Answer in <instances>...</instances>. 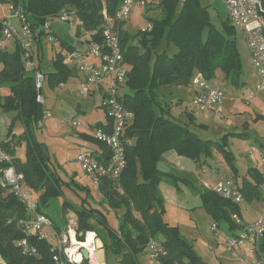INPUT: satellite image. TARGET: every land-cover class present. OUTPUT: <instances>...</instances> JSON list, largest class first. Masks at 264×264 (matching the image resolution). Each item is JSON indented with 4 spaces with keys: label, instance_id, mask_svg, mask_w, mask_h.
<instances>
[{
    "label": "trees",
    "instance_id": "obj_1",
    "mask_svg": "<svg viewBox=\"0 0 264 264\" xmlns=\"http://www.w3.org/2000/svg\"><path fill=\"white\" fill-rule=\"evenodd\" d=\"M21 1L31 15L33 25H42L71 10L75 11L81 23L76 28L77 35L85 31L90 34L87 42H101L104 11L109 17H115L124 0ZM261 1L264 6V0ZM160 6L163 15L151 22L150 31H142L132 37L122 31L124 23L116 24L125 63L131 68L127 71V85L133 94H124L122 102L135 114L129 136L134 137L136 143L127 152V167L120 178V188H116L110 180H103L100 192L107 205L112 208L125 207L126 212L120 227L115 230L100 209L94 208L90 203L82 205L75 209L76 239L78 242H85L88 232H97V236H100L103 231L109 240L105 243V248L116 256V264H139V256L150 240L160 235L163 237L161 245L165 254L159 257V264H206L178 231L164 222L165 210L156 189L162 176L157 162L164 153L172 149L182 157L199 160L210 155L211 144L224 154L232 168L235 166L234 159L225 149L227 142L222 146L203 141L187 126L173 123L163 108L158 107L156 97L161 86H191L196 73H201L211 82L216 79L217 72L221 71L228 83L238 87L241 85L243 62L237 48L236 29L229 19L222 28H217L211 21L208 8L203 7L199 0H186L183 4L180 0H162ZM138 37L142 53L131 43ZM60 45L68 51L74 47L61 39ZM170 45L175 46L176 51L168 54ZM2 59L4 70L0 85H8L12 91V95L2 105V110L7 113L17 111L25 127L28 140L25 163L16 158L17 141L14 135L9 133L10 140L3 143V146L15 158V165L24 173L28 186L33 191H42L39 200L46 204L61 196L66 183L50 168L42 150L43 144L34 139L35 135L32 134V127L44 120V107L37 102L39 91L35 77L24 72L18 49L13 52L5 51ZM46 76L52 86L59 87L75 76V72L64 65L63 54L58 52L54 58V69ZM103 126L104 124L98 123L92 129ZM12 127L10 125V131ZM233 137L242 139L244 135L234 134ZM96 144L99 145L97 142ZM233 171V176L237 179L239 173L236 169ZM249 175V178L243 177L240 183L244 201L261 202L263 197L259 187L264 183L261 171L250 169ZM201 197L218 227L224 225L229 233L240 229L233 220V215L242 218L239 205L222 198L214 190L201 193ZM39 212L45 213L41 206ZM135 213L140 215V219ZM27 217L24 205L8 189L0 186V264H56L53 245L48 241L32 236L28 238L36 249L35 255H24L16 247L17 241L25 238L19 222ZM258 254L264 259V236ZM78 256L81 258L79 254ZM79 264L90 262L83 259Z\"/></svg>",
    "mask_w": 264,
    "mask_h": 264
},
{
    "label": "rangeland",
    "instance_id": "obj_2",
    "mask_svg": "<svg viewBox=\"0 0 264 264\" xmlns=\"http://www.w3.org/2000/svg\"><path fill=\"white\" fill-rule=\"evenodd\" d=\"M199 1L203 7L208 8L213 25L219 29L222 28L228 19L225 4L220 0ZM146 2V7L139 8L137 4L134 5L129 20L125 22V31L132 37L139 35L144 28L152 24L153 20H158L163 15L160 6L162 0H146ZM5 10L7 11V8ZM49 23L59 37L66 39L72 45L75 43V47L78 46L74 29L70 28L68 23L59 18H55ZM75 23L77 28L81 26L78 18H76ZM84 36L88 35L85 31H81L78 37ZM139 39L138 37L131 43L138 47L139 53H142L143 49L138 45ZM236 40L238 51L241 58H243V71L245 62L248 68L251 67V75H246V82H241L238 87L230 85L222 72L217 76L216 80L222 83V90L225 94L222 116L210 112L195 111L190 107L189 103L194 90L192 86H161L158 89V97H156L158 107L163 108L173 123L182 126L186 124L184 126H187L203 141H210L213 144H221L222 146H225L227 142L225 149L234 159L235 166L232 168L224 154L216 147H212L211 144L209 148V151L211 150L210 155L201 157L199 160L182 157L172 149L164 153L161 160L157 162V168L162 176L156 189L165 210L164 222L175 228L195 254L206 264H248L252 260V255L249 253L247 246L241 248L235 257L227 251L224 239L230 235L229 231L224 225L217 226L201 197V193L212 191L220 182L234 177L233 169H236L239 173L237 178L240 181L239 183H242L243 176L250 177V175L248 176L250 169L260 170V166L249 156L248 150L251 144L257 145L255 143H259L261 140L264 141V118H258L257 116L258 112L264 114V94H257V97H254L250 103L246 102L245 99L249 96V92L255 89V83L257 80L259 81V77L254 65H249L246 62L248 61L246 58L249 48L243 31L236 30ZM56 45L59 49L60 44ZM160 49L163 50L162 47ZM174 51H176L175 46L170 45L168 54ZM241 51H243V56ZM56 54L57 50L54 47L52 48L46 40L44 59L41 66L43 74H48L54 69ZM127 67L129 70L131 69L128 64ZM26 74L32 76V72H26ZM80 78V75L75 74V76L64 81L65 86L61 88L52 86L47 80L41 93L45 99L44 109L50 113V117H46L43 122L34 127L31 126L33 128L32 134L35 135L34 139L40 141L43 148H46L48 154L46 160L50 168L66 183L61 196L49 200L48 204H42V201L39 200L42 191H34L38 206H41L45 213L52 218V229L56 231L55 224L61 226L60 237L67 234L69 226H71V231L75 232L76 230L74 225L71 224L73 222L70 223L72 218L63 215L64 207L67 208L66 212L72 211L75 213L74 210L84 204L90 203L98 206L104 213L109 225L115 230L120 227L126 212L125 207L112 208L107 205L102 193L99 190L91 189L89 181L84 180L81 166L77 162L78 155L87 150L86 148L91 150V148L98 147L99 149L93 139L91 127L96 126L98 123H105L108 120L106 112L100 107L102 96L99 92L87 97L83 96L81 94ZM1 91L0 141L5 143L8 140L9 133L14 135L17 141L15 150L21 156V162L25 163L28 149L25 127L17 111L7 113L2 110L6 98L12 95L11 88L8 85L1 86ZM126 93L133 94L127 83L120 91L121 95ZM14 119L15 124L10 131L7 121H14ZM70 120L80 123V127L77 130L71 127ZM191 121L195 124H192ZM244 129L248 131L249 136L245 137L244 135L242 139L233 137L234 134L244 132ZM182 180H186V182ZM112 184L116 188H120V180L114 181ZM259 190L264 199V183L261 184ZM262 202H242L239 207L244 219L247 221L256 219L263 209ZM135 216L140 219L138 213H135ZM215 225L217 231L214 230ZM100 234L104 237H102L103 244L109 242L103 231ZM97 239L99 238L95 239L97 251L91 256V258L95 256V260L91 259L92 261H90V258L88 260L100 264L104 253L103 248L99 247ZM154 239L159 243L163 241V237L160 235ZM105 252L108 264H116V256L111 251L107 252L106 248ZM99 255L101 259H99ZM150 255V249L145 248L139 256V264H154Z\"/></svg>",
    "mask_w": 264,
    "mask_h": 264
},
{
    "label": "built area",
    "instance_id": "obj_3",
    "mask_svg": "<svg viewBox=\"0 0 264 264\" xmlns=\"http://www.w3.org/2000/svg\"><path fill=\"white\" fill-rule=\"evenodd\" d=\"M185 1L180 0V3L183 4ZM220 1L227 8L230 24L236 30L243 31L259 77L255 89L245 99L249 103L257 94H264V6L261 0ZM136 4L139 7L147 6L146 0H124L115 17L111 18L104 12L105 24L101 42L86 40L81 47H73L71 51L65 49L59 51L63 54L64 65L83 78L81 94L87 97L99 92L102 96L100 107L108 116L103 127L92 129L93 139L101 145L102 149L98 153L83 152L77 157L83 178L89 181L93 189L99 191L103 180L112 182L120 180L127 167V152L136 143V139L129 136L135 114L125 107L122 102L123 95L120 94L124 84L127 83L128 67L121 47L119 30L116 27V24L129 20L130 13ZM58 18L68 23L70 28H77L75 11H65ZM50 20L35 26L21 0H0V77L4 70L2 54L5 51L13 52L18 49L24 70L34 73L39 91L37 102L43 107L45 99L41 90L47 81V76L38 70L37 46L43 38H46L50 44H57ZM151 29L152 25L149 24L142 31ZM191 86L194 88V94L189 103L190 107L195 111L222 116L225 94L220 83L212 84L201 73H196L192 78ZM1 93L0 85V99ZM46 117H50V113L44 109V120ZM70 126L77 130L80 123L70 120ZM248 154L260 166L264 179V145H252ZM14 159L0 141V185L8 189L24 205L28 216L19 222L25 238L17 241L16 247L24 255H35L36 249L28 240L32 236L53 245V259L56 264L81 263L84 259L82 249H86L82 246L84 242H73L72 239H76V233L71 231V226L67 234L62 237L58 231L52 229V220L45 213L39 212L35 193L28 186L24 173L16 167ZM214 191L234 204L240 205L244 202L241 184L234 178L220 182ZM233 220L240 229L225 237L227 251L235 257L241 248L247 246L252 255L249 264H264L263 257L258 254L260 242L264 236V208L258 218L252 222H245L237 215H233ZM214 230L217 231L216 225ZM89 233H94L92 239L95 244V239L98 237L95 232H88L85 241L88 240ZM71 248L75 249L74 252ZM147 248L151 251L150 258L153 263L159 264V257L165 254L161 242L151 239ZM87 251L91 261L92 251ZM77 254L81 256L79 262L76 261Z\"/></svg>",
    "mask_w": 264,
    "mask_h": 264
},
{
    "label": "crops",
    "instance_id": "obj_4",
    "mask_svg": "<svg viewBox=\"0 0 264 264\" xmlns=\"http://www.w3.org/2000/svg\"><path fill=\"white\" fill-rule=\"evenodd\" d=\"M139 7V6H138ZM140 8V7H139ZM53 19H51L50 21H52ZM51 25V24H50ZM125 28H126V26H125V23L122 25V31L124 32V34H128L126 31H125ZM51 29H52V32H53V34H54V36L56 37V39H57V44H60V39L61 40H64V41H66L69 45H72L70 42H68L66 39H62L61 37H59L58 36V34H57V32L52 28V26H51ZM74 29V33H75V37H76V40H77V42H78V46L77 47H81L84 43L83 42H85L86 40H88L89 39V33H87V35L88 36H84V37H78V35H77V31H76V29L75 28H73ZM129 35V34H128ZM130 36V35H129ZM46 43V38H43L41 41H40V43L38 44V46H37V55H38V58H37V64H38V68H39V70L40 71H42V69H41V66H42V60L44 59V44ZM74 45H75V43H74ZM74 45H72V46H74ZM51 46H52V48L54 47V49H56L57 50V53L59 52V51H61V50H64L62 47H61V45H59V49L57 48V45L55 44V45H53V44H51ZM75 47V46H74ZM241 55L243 56V51H241ZM243 59V58H242ZM246 60H248V61H246V62H248V64L249 65H253V62H252V56H251V52H250V50H248V54H247V58H246ZM249 71V72H248ZM251 67L250 68H248V66H246V63L244 62V71H243V75H242V77H241V82L242 83H245L246 82V75L247 76H250L251 75ZM76 74V73H75ZM220 74H222L221 73V71H218L217 72V74H216V79H217V76L218 75H220ZM224 75V74H223ZM32 76H34V74L32 73ZM78 76V75H77ZM225 77V76H224ZM81 80H80V86H81V84L83 83V78L81 77L80 78ZM216 79H214V80H212L211 81V83L213 84L214 82L215 83H219V82H217V80ZM258 80H257V82L255 83L256 85L258 84ZM214 83V84H215ZM221 84V87H222V83H220ZM230 84V83H229ZM231 85V84H230ZM256 85H255V87H256ZM65 85L64 84H62V85H60L59 86V88H61V87H64ZM254 89V88H253ZM250 93V92H249ZM193 94H194V90L192 91V97H193ZM259 95V94H258ZM255 97H257V96H255ZM192 99V98H191ZM250 103V102H249ZM4 112V111H3ZM5 114V113H4ZM257 116H258V118H264V114H262V113H257ZM6 117V116H5ZM252 119V118H251ZM107 122V121H106ZM105 122V123H106ZM12 123V124H11ZM105 123H102V124H105ZM191 123L193 124L194 122L193 121H191ZM15 124V119H14V121L13 120H8L7 121V125H9V128H10V125H14ZM195 124V123H194ZM184 125H186V124H184ZM183 125V126H184ZM91 131H92V127H91ZM240 134H243V135H245V137L246 136H249L248 135V131L246 130V129H244V132H240ZM10 140V138L8 137V140L6 141V142H8ZM247 140V139H246ZM255 144H257V145H264V141H260L259 143H255ZM98 145V144H97ZM252 145V144H251ZM251 145H250V147H251ZM99 146V149H98V147H96V148H91V150L90 149H88V148H86L87 150H84V151H82L81 153H83V152H87V151H90V152H99L102 148H101V146L100 145H98ZM20 155H19V153L18 152H16V158H18V159H20ZM21 160V159H20ZM206 162H207V160H206ZM243 177H246V176H243ZM242 177V178H243ZM231 178H234V177H231ZM229 179V178H228ZM235 179V178H234ZM240 180H241V178H239ZM85 180V179H84ZM227 180V179H226ZM237 181H239L238 179H236ZM240 182V181H239ZM90 184V183H89ZM218 184V183H217ZM91 185V184H90ZM91 189H92V187H91ZM92 205V204H91ZM94 208H98V209H100L98 206H94V205H92ZM262 206H263V208H264V199H263V202H262ZM102 209V208H101ZM64 210L65 211H63L64 212V214L63 215H65V217H68V218H72V221H70V223L71 222H73V223H71V224H73L74 225V227L75 228H77V215L74 213V212H72V211H68V212H66L67 211V208H65L64 207ZM263 210V209H262ZM75 211V210H74ZM45 212V211H44ZM262 212V211H261ZM261 212H260V214H261ZM46 214V213H45ZM242 214V213H241ZM259 214V215H260ZM47 215V214H46ZM258 215V216H259ZM48 216V215H47ZM49 217V216H48ZM51 220H52V218L51 217H49ZM258 218V217H257ZM256 218V219H257ZM242 219L245 221V222H252V221H247V220H245L244 219V216H242ZM256 219H254V220H256ZM253 220V221H254ZM56 225V231L58 230V231H60L61 229V226H59L58 224H55ZM66 229H67V227L65 228V231H66ZM61 233H59V235H60ZM98 238L99 239H97L98 241V245H99V247L100 248H103V253H104V257H103V262H105L104 264H108V258H107V256H106V252H105V243L103 244V242H102V237H101V235L100 236H98ZM97 251V250H96ZM103 262H100V264L101 263H103ZM250 263V262H249ZM248 263V264H249ZM92 264H94L93 262H92Z\"/></svg>",
    "mask_w": 264,
    "mask_h": 264
},
{
    "label": "bare ground",
    "instance_id": "obj_5",
    "mask_svg": "<svg viewBox=\"0 0 264 264\" xmlns=\"http://www.w3.org/2000/svg\"><path fill=\"white\" fill-rule=\"evenodd\" d=\"M52 30V29H51ZM74 236V234H73ZM74 243L78 242L76 239H72ZM96 243V242H95ZM82 246L84 248H86V250L92 251V256L94 255L96 248H95V244L93 243V239L89 242L88 240H86L84 243H82ZM74 248H71V251L74 252ZM78 254H77V258H78ZM76 258V261L79 262L81 260V258L79 257V259ZM91 259L95 260V256L92 257ZM99 259H101V256L99 255ZM92 261V260H91ZM100 262H103V260H100ZM95 263V261L93 262ZM96 264V263H95ZM104 264V263H102Z\"/></svg>",
    "mask_w": 264,
    "mask_h": 264
},
{
    "label": "water",
    "instance_id": "obj_6",
    "mask_svg": "<svg viewBox=\"0 0 264 264\" xmlns=\"http://www.w3.org/2000/svg\"><path fill=\"white\" fill-rule=\"evenodd\" d=\"M43 151L48 157V154L46 153V148H43ZM82 255L85 260H88L90 258L89 252L86 249H82Z\"/></svg>",
    "mask_w": 264,
    "mask_h": 264
},
{
    "label": "clouds",
    "instance_id": "obj_7",
    "mask_svg": "<svg viewBox=\"0 0 264 264\" xmlns=\"http://www.w3.org/2000/svg\"><path fill=\"white\" fill-rule=\"evenodd\" d=\"M93 236H94V233H89L88 234L87 239H88L89 242L92 240ZM77 259H79V257Z\"/></svg>",
    "mask_w": 264,
    "mask_h": 264
}]
</instances>
